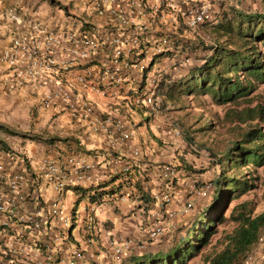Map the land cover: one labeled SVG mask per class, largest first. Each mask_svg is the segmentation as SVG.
<instances>
[{"label":"built area","instance_id":"1","mask_svg":"<svg viewBox=\"0 0 264 264\" xmlns=\"http://www.w3.org/2000/svg\"><path fill=\"white\" fill-rule=\"evenodd\" d=\"M234 1L75 0L88 11L86 20L81 17L79 25L53 27L9 10L5 13L8 40L0 51L5 69L2 85L9 94L30 99L38 109L62 114L86 128L88 135L101 140V149L117 154L118 160L110 154L111 168L106 175L124 176L120 181H129L134 168L118 163L124 153L138 161L145 145L123 110L136 108L145 117L155 113L162 61L151 65L152 58L167 52L176 58L174 69L188 66L185 35L195 34L203 26L212 29ZM126 75H133L132 81L124 82ZM178 134L172 131L173 136ZM99 165L68 151L63 157L28 162V173L22 161L0 152V264H83L85 260L121 264L130 250L162 240L173 219L188 214L192 200L205 197L211 189L209 184L197 188V178L183 183L182 172L169 163L158 165L162 188L149 195L154 206L165 208L163 212L133 200L135 190L127 186L98 201L85 200L79 222L91 233L90 238L76 237L78 246L64 245L53 253L58 244L68 243L74 205H64L59 196L72 188H95L103 183ZM142 181L140 187L146 192ZM174 183L184 198L177 190L173 192ZM123 205L129 207L127 214L136 208L143 216L135 235L114 232L96 216L98 211L104 214ZM261 241L240 264L252 262Z\"/></svg>","mask_w":264,"mask_h":264},{"label":"rangeland","instance_id":"2","mask_svg":"<svg viewBox=\"0 0 264 264\" xmlns=\"http://www.w3.org/2000/svg\"><path fill=\"white\" fill-rule=\"evenodd\" d=\"M51 1L53 3L50 0H0V51L5 47L8 40V23L5 13L9 10H15L27 19L36 20L49 27L63 26L70 23L79 25V22H82L83 19L86 20V15H89L88 11L80 4L76 5L75 0ZM236 1L231 6L226 7L219 16L224 20L231 19V15L236 12L264 16V0ZM81 17H83L82 21L78 19ZM219 35L215 28L201 27L195 34H186L185 40L195 44L196 48H200L199 53H202L203 49L209 47L211 43L226 44V37L219 38ZM254 45L257 50H261L258 43ZM188 58L189 64L185 68L174 69V63L170 59H165L159 64V70L161 71L159 73H161L162 78L155 100L156 109L153 115L147 116V120L143 116L144 112L136 108H126L123 111L128 115L129 122L133 124L134 132L141 137V142L145 145V152L148 151V148L151 149L150 151L153 149L156 152L152 154L158 156V153H160L161 156H166L164 163H169L176 169L183 162L190 165L195 171L200 172L201 175L195 173L185 174L186 176H183L184 173H180L181 178L184 179L183 183L195 181L200 176L204 179V182H207L214 175H217V170H219L217 160L233 139L234 126L245 129L242 125L231 123L229 119L225 118V113L229 109L252 108L257 104L264 108V82L255 83L254 91L245 100L234 104V106L220 105L212 101L209 95L204 94L178 97L173 90L171 92L172 97L167 96L168 90L166 89L174 81H177L175 77L179 74H187L195 65L193 63H199L198 61L201 60L202 55L198 58L192 56ZM4 73L5 69L0 64V126L2 127L0 129V141L9 149L10 154L7 155L13 157V159L22 157L25 161L34 164L45 157H63L69 151L66 148H63L64 150L56 148L64 145L62 142L57 141L58 139H81L82 136L87 139L90 136L87 134L88 130L86 128L83 129L76 125L64 115H51L53 111L38 109L30 99L19 97L16 94H9L2 85ZM172 74L173 76H171ZM147 76L149 75L146 74ZM166 81L169 84H166ZM97 105L103 106L101 102H97ZM253 123L249 122V124ZM204 125H207L204 128L205 130L197 131L198 128ZM260 127H262V124H260ZM173 130L179 132L178 136L172 135ZM49 139L57 140H53L49 144ZM64 146L67 147V145ZM96 151L97 154L102 152L100 150ZM108 158V155L101 154L97 160L100 165H104V163L109 162ZM239 173L238 179L246 181L249 189L225 204L221 214L223 220L213 226V233L207 238V243L186 264H207L208 259L224 247L225 237L236 227V223L230 218V213L237 205L245 204V210L251 216L264 211V165L243 167ZM126 188L131 189L128 184ZM76 198L71 191H68L59 196V201L71 208ZM51 199V194L47 192V201ZM194 202L197 205L196 208H198L202 206L203 200L202 198H195ZM83 205L84 200L81 199L76 207V224L79 223ZM125 206L127 205H123V207ZM115 213H119V215L113 214L108 209L104 214L99 211L96 212V216L100 220L108 219L114 222L115 225L118 220L117 216H120V221L127 217L121 214L119 210ZM114 231L118 232L117 228ZM188 236L189 232L184 238H181L179 244L186 241ZM152 247L154 248L153 245L146 246L145 249H140V251L150 252L153 251ZM125 264H128V261Z\"/></svg>","mask_w":264,"mask_h":264},{"label":"trees","instance_id":"3","mask_svg":"<svg viewBox=\"0 0 264 264\" xmlns=\"http://www.w3.org/2000/svg\"><path fill=\"white\" fill-rule=\"evenodd\" d=\"M50 2L53 3L51 0ZM235 2L237 1L235 0ZM213 28L219 32V38L226 37V44L216 42L204 48L199 63H193L195 65L187 74L178 75L180 78H177V81H174L166 89L168 90L167 96H171L173 90L178 97L204 94L209 95L212 101L220 105L234 106V104L245 100L254 91L255 83L264 82V16L236 12L231 15L229 20L220 17V21ZM158 35L160 34L157 33ZM255 43L260 45L261 50L256 49ZM187 48L191 49L190 51L194 55L193 58H196L195 52H200V48H196L195 44L185 40L184 53H187ZM186 57L189 56L186 55ZM162 58L169 59L172 56L167 52L155 55L151 60V65ZM225 118L233 124L242 125L245 129L234 126L233 139L217 160L219 163L217 175H214L207 182H204L201 176L197 178L195 183L197 188L209 184L211 189L202 198V206L196 208L197 205L193 201L190 213L180 216L179 219L183 227H189L186 234L180 236L181 225L179 227V223L175 221L172 227L165 232L159 243L160 245L157 243L153 245V251L130 253L126 259L123 258L121 264H125L127 261L128 264H186L207 243V238L213 233V226L223 220L221 214L225 204L247 192L249 186L246 181L238 179L239 171L243 167L264 165V108L257 104L252 108L229 109L225 113ZM249 122L254 123L249 124ZM260 124H262V127H260ZM206 127L207 125H204L198 128L197 131L205 130ZM0 129H2L1 126ZM53 140L57 139H49L48 143L50 144ZM57 141L67 146L71 145V148H68L69 151L78 152L84 157L87 155L94 157L97 154L96 150H100L104 156H110L111 154L118 160L116 152H109L105 149H87L86 142L81 139L63 138ZM0 152L10 154L9 149L2 141H0ZM101 154H97V156ZM19 160L24 163L25 171L31 173L28 161H25L22 157ZM176 170H181L186 175L195 173L201 175L200 172L195 171L190 165L183 162ZM120 178L125 177L120 175L110 176L108 181L99 184L95 188H72L71 192L77 196V199L71 210V224L67 230L69 245L78 246L74 241L76 237L87 239L91 236L89 231L88 233L85 232L83 223L76 224L75 222L76 207L81 199L92 203L103 197L116 194L128 184L135 190V199L133 200L146 205L148 208H154L149 192L140 190V182L129 183V181H120ZM115 182L116 185H113ZM175 190L176 186L173 192ZM245 209V204L233 208L230 218L236 223V227L225 237L224 247L209 258L207 264H240L242 259L259 242L264 234V211L251 216ZM116 211L114 210L112 213L119 215V213H115ZM102 222H104L105 227L117 228V231H119L117 222L116 225L108 219L102 220ZM71 232L76 235L73 236ZM188 232V239L179 244L181 238H184ZM262 246L263 252L261 248L250 264H264V244ZM101 251L105 252L106 250L102 249Z\"/></svg>","mask_w":264,"mask_h":264},{"label":"crops","instance_id":"4","mask_svg":"<svg viewBox=\"0 0 264 264\" xmlns=\"http://www.w3.org/2000/svg\"><path fill=\"white\" fill-rule=\"evenodd\" d=\"M190 50L191 49L187 48V55L188 56H194ZM185 53H184V55H185ZM195 54H196L195 55L196 58L198 56L202 55V53H198V52H195ZM176 78H180V76H177ZM131 79H133V75H130V76L126 75V77L124 78V82L132 81ZM167 82L168 81H166V84H168ZM85 139H86L85 136L81 137V140L86 142L87 146L86 145L85 146L87 149L88 148L89 149H101V140L100 139L95 138V137H90V136H88V138L86 140ZM56 148H58L60 150H64L66 148V150H67L68 148H71V145L67 146V147L62 145V147H56ZM150 150L151 149H149V148H148V151L146 150V152L144 150L142 155H141V158L138 161L137 160H135V161L130 160L129 156L126 153H124V155H122L121 161L118 163V165L126 164V165H129V166H132L133 168H135L133 175L130 176V178H131L129 180L130 183L140 182V180L142 179L143 180L142 182H144V185L146 186L144 189H145V191H148L149 193L154 192V191H158L159 189L162 188L161 183L163 184V182L158 178L156 166L163 164L165 161L164 159L166 158V156L165 157L161 156L160 153H158V156H155L152 153H155L156 151L153 149H152V151H150ZM85 158L87 160H94V161L98 162L97 154L94 157L87 155ZM99 163L100 162H98V164ZM118 165H117V168L119 169L120 166H118ZM99 167L101 170V171H99V174H102L103 182L108 181L109 177L111 175L108 176L106 174L108 173V169L111 168V165L109 166L108 162H107V163H104V165H99ZM142 185H143V183H142ZM175 186H176V183H174L173 189ZM176 194H179V192L177 191ZM154 208L160 209L157 206H155ZM118 210L121 211V214L127 216L125 218V220L119 221L117 223V225L119 224L118 229L120 230V232H122L123 234H133V235L136 234L138 231V223H140L143 216L141 214H139V211L136 208H134L133 211H131V214H127L129 212V207H127V206L126 207L121 206ZM126 222L127 223L129 222L131 225L127 224ZM64 245L66 247H68L69 244L67 242H64L63 244H58L57 248L54 247L52 252L56 253V251H57V253H58V251ZM80 247L85 249V250L87 249L86 246L81 245ZM57 249H59V250H57ZM83 264H91V263L88 260H85L83 262Z\"/></svg>","mask_w":264,"mask_h":264},{"label":"clouds","instance_id":"5","mask_svg":"<svg viewBox=\"0 0 264 264\" xmlns=\"http://www.w3.org/2000/svg\"><path fill=\"white\" fill-rule=\"evenodd\" d=\"M211 29V28H210ZM165 59H168V58H162L161 59V61H165ZM170 59V61H174V60H176V58H174V57H172V58H169ZM171 76H173V74L171 75ZM176 78V77H175ZM169 81H170V79H168ZM172 80V79H171ZM176 80H177V78H176ZM130 183V182H129ZM134 189V188H133ZM140 190L142 191V188L140 187ZM178 192H179V195L181 196V197H183L184 196V194H183V191H182V189L179 187L178 189H176ZM175 190V191H176ZM146 192H148V191H146ZM183 195V196H182ZM184 198V197H183ZM195 199H193L192 200V202L194 201ZM192 205H193V203H192ZM126 207V206H125ZM155 207V206H154ZM157 207H159L160 209H156V208H154L155 210H159L160 212H162V207L161 206H157ZM193 207V206H192ZM171 209H175V207H171ZM165 210V208H163V211ZM192 210V209H191ZM193 212V211H192ZM190 213V212H189ZM188 213V214H189ZM187 215V214H186ZM120 218V217H119ZM119 218H118V220L116 221L117 223L120 221L119 220ZM180 216H176L174 219H173V224H174V222L176 221V222H178L179 223V227H180V225H181V228H180V236H182V235H184V234H186V230L189 228V227H183V225L181 224V222H180ZM121 219V218H120ZM125 220V219H124ZM119 230V229H118ZM113 231H114V229H113ZM115 232V231H114ZM118 232H120V230L118 231ZM138 232V231H137ZM120 233H122V232H120ZM123 234V233H122ZM126 235H133V234H126ZM135 235V234H134ZM260 239H262V241H261V247H260V249H259V251L261 250V248H262V252H263V241H264V235L260 238ZM161 241V240H160ZM160 241L159 242H157V243H160ZM156 244V243H155ZM151 245H154V244H151ZM150 244L149 245H147V247L148 246H151ZM257 245V244H256ZM146 247H144V248H141V249H145ZM254 248V247H253ZM141 252H143V251H140V249H138V250H135V249H133V250H130V252H128V253H126L125 254V256L123 257L124 259H126L128 256H129V254L130 253H132V254H134V253H141ZM123 260V259H122Z\"/></svg>","mask_w":264,"mask_h":264}]
</instances>
